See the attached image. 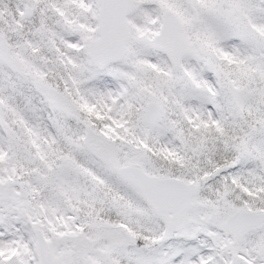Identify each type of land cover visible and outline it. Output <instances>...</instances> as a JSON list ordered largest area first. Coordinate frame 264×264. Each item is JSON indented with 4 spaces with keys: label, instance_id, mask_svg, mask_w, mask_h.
I'll return each instance as SVG.
<instances>
[{
    "label": "snow or ice",
    "instance_id": "1",
    "mask_svg": "<svg viewBox=\"0 0 264 264\" xmlns=\"http://www.w3.org/2000/svg\"><path fill=\"white\" fill-rule=\"evenodd\" d=\"M0 264H264V0H0Z\"/></svg>",
    "mask_w": 264,
    "mask_h": 264
}]
</instances>
